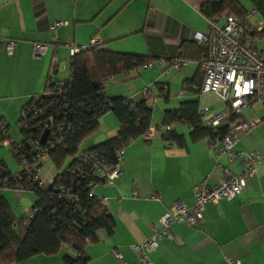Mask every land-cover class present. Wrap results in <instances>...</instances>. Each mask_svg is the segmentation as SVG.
I'll return each instance as SVG.
<instances>
[{"label": "crops", "instance_id": "1", "mask_svg": "<svg viewBox=\"0 0 264 264\" xmlns=\"http://www.w3.org/2000/svg\"><path fill=\"white\" fill-rule=\"evenodd\" d=\"M205 1L216 0H0V126H5L9 143L20 141L15 124L25 101L45 89L51 74L52 79L63 80L67 73L60 77L58 71L68 72L70 55L93 38L112 51L143 54L154 61L137 73L113 75L103 85L107 97L122 96L133 103L143 100L141 90L147 88L150 126H159L163 113L178 109L183 102L195 101L198 109L207 107L209 112L224 111L225 104L217 95L200 93L202 74L197 61L202 49L191 37L208 26V18L199 10ZM237 1L248 14L249 27L263 21L258 12L259 19L252 22L251 15L257 11L250 0ZM54 21L61 23L49 29ZM5 37L16 39L9 54ZM33 42L45 44L38 56L31 54ZM257 48L264 51V40ZM176 55L188 62L171 67L168 59ZM159 57L165 59L164 64L157 62ZM185 82L189 84L183 88ZM241 114L262 117L264 106L250 102L241 108ZM117 126L111 112L103 113L96 131L84 141L95 135L100 138L86 146L83 141L80 149L112 137ZM170 129L183 138L181 147L162 141L160 131L146 141L135 137L123 147L120 174L113 185L92 188L111 215L113 228L111 234L98 230L97 240L85 246L86 264H117L111 250L135 263L137 257L130 246L145 240L151 227L161 229L159 220L174 202L189 204L194 184L202 179L210 185L218 182L221 170L205 140L192 141L189 125ZM232 151L263 153L264 122L249 134L239 133ZM220 164L238 171L236 160L229 163L222 157ZM0 165L10 174L18 172L10 145L0 144ZM39 173L43 185H49L56 170L47 157ZM1 195L18 219L36 201L31 191L3 189ZM169 232L170 238H161L146 253L151 263L227 264L226 259L231 258L239 264H264V165H258L255 174L245 179L239 195L216 204L207 202L201 219L191 226L173 223ZM62 254L34 255L17 264H66Z\"/></svg>", "mask_w": 264, "mask_h": 264}, {"label": "trees", "instance_id": "2", "mask_svg": "<svg viewBox=\"0 0 264 264\" xmlns=\"http://www.w3.org/2000/svg\"><path fill=\"white\" fill-rule=\"evenodd\" d=\"M250 2L263 19L261 29L251 33L261 37L264 35V0ZM199 10L208 19L236 15L244 19V29L252 28L247 24L245 9L237 0L205 1ZM150 60L151 57L147 55L112 51L99 44L79 48L70 55L69 69L63 80L52 79V74L47 78L43 92L52 91L50 98L38 93L30 96L22 105L21 109L34 106L42 108V113L30 119L29 130L21 134L18 142L26 155L23 159L29 163L33 162V154L29 151L26 138L40 140L46 132L42 144H49L50 128L44 127L49 116L52 115L53 128L60 124L68 127L61 132V141L47 152L46 157L56 170L51 183L46 186L33 184L29 176L21 175L23 187L28 189V184H33L30 190L36 196L31 207L35 212L27 226H23L21 220L15 217L0 191V264H17L34 255L58 252H63L62 260L66 264H86L84 248L97 240V231L102 229L108 234L112 233L111 215L93 194L87 195L89 188L86 179L72 172L70 166L77 164L75 154L86 151H99L100 157L111 161L116 149L148 129L151 110L145 100L133 103L122 96L107 97L100 81L116 74L129 73L132 68ZM54 84L59 89L54 90ZM187 84L183 83V88ZM105 111L111 112L117 120L115 134L94 146L80 149L81 143L96 131L98 120ZM180 124L192 127V141L210 136L212 132L201 125L195 101L183 102L178 109L163 113L160 126L169 129L160 131V139L181 147L184 144L183 138L170 129ZM4 128L0 126V144L8 139ZM218 130L221 135L227 131L225 127ZM10 150L18 163H21L12 147ZM35 162L40 167L43 160ZM5 176L10 180V173L0 165V178ZM8 184H12V181H8ZM67 194L75 195L77 200L65 197Z\"/></svg>", "mask_w": 264, "mask_h": 264}, {"label": "built area", "instance_id": "3", "mask_svg": "<svg viewBox=\"0 0 264 264\" xmlns=\"http://www.w3.org/2000/svg\"><path fill=\"white\" fill-rule=\"evenodd\" d=\"M247 16L248 14L245 18ZM60 23L61 21H54L48 28L52 29ZM243 23L244 19L233 14L215 17L208 19V26L205 31H194L191 37L202 49V56L197 61L202 74L200 93H214L225 104V109L222 112H209L207 107L198 109L201 125L212 130L211 135H206L203 139L212 150L215 165L221 170L218 182L210 185L205 179H202L194 184L189 204L182 201L174 202L159 220L161 229L151 227L145 240L130 246L137 257L135 263L124 261L117 251L111 250V255L117 264H153L147 258L146 253L151 252L161 238H170L169 228L171 224L183 223L191 226L196 220L201 219L204 204L207 202L216 204L220 199H231L239 195L245 179L255 174L258 165H264V152L232 151L238 142L239 133L249 134L258 123L264 122V115L262 117L244 118L241 114V108L250 102L264 106V51L256 47L258 38L251 33L253 30H260L263 21L251 29H244ZM98 42L97 38H93L79 48L98 44ZM15 46L16 39L5 37L4 48L8 54L13 51ZM44 50V43L33 42L31 45V54L34 56L40 55ZM168 60L170 66L174 68H180L188 62L187 59L177 55ZM157 62L164 64L165 59L159 57ZM153 63L154 61L150 60L141 66L134 67L131 73H137L140 67H150ZM109 78L102 79L100 83L104 85ZM53 88L54 90L59 89L57 84H54ZM141 93L145 101L150 97L147 88H143ZM162 93L164 95L165 91L163 90ZM40 95H48L50 98L52 91H48V93L42 91ZM40 113H42V108L35 106L31 109H20L15 124L20 138L23 132L29 130L30 119L36 118ZM51 121L52 115L44 123L45 128H50L49 144L43 145L40 140L32 137L26 138L29 151L33 154V162L31 163L23 159L26 155L20 143H9L8 139L1 142L2 145H10L22 162L19 163L18 172L10 174V180H8V176L0 178V185L2 186L0 191L3 189L31 191L34 183L43 184L39 173L41 166L37 167L35 161L46 158L49 148L61 141V132L68 127L65 124H60L53 128ZM221 127L227 129L222 135L218 133V129ZM163 129L168 130L169 127L149 126L141 134V137L144 141L150 140L156 131ZM123 147L124 145L115 150L111 161H106L100 157L99 151L75 154L77 164H72L70 170L86 179V185L89 188L88 196L93 194L92 188L98 184L113 185L114 179L120 174ZM222 157H225L229 163L236 160L238 171L234 172L227 165H221L220 158ZM22 174L29 176L33 182V184H28V189L22 185ZM8 181H12V184H8ZM65 197L73 199L72 201L77 200L75 195L67 194ZM154 198L157 199V196ZM34 212L35 210L32 208L24 211L20 218L23 226L29 224ZM226 263L239 264L237 260L231 258H227Z\"/></svg>", "mask_w": 264, "mask_h": 264}, {"label": "rangeland", "instance_id": "4", "mask_svg": "<svg viewBox=\"0 0 264 264\" xmlns=\"http://www.w3.org/2000/svg\"><path fill=\"white\" fill-rule=\"evenodd\" d=\"M259 17H260V15H259V13L258 12H254L252 15H251V20H252V22L254 23H256V21L259 19ZM250 20V21H251ZM254 23V24H255ZM258 39H257V42H256V45H257V47H261L262 46V42H263V40H264V35L263 36H261V37H257ZM66 73H67V69H62V70H59L58 71V75L61 77V75H66ZM67 76V75H66ZM98 138H100V137H98L97 135H95L92 139H87L86 141H84V143L82 144L83 146H86V145H88V144H90L91 143V141L93 142V141H95L96 139H98ZM90 141V142H89ZM45 167L47 166V162H45Z\"/></svg>", "mask_w": 264, "mask_h": 264}, {"label": "water", "instance_id": "5", "mask_svg": "<svg viewBox=\"0 0 264 264\" xmlns=\"http://www.w3.org/2000/svg\"><path fill=\"white\" fill-rule=\"evenodd\" d=\"M45 133H46V132H44V133L42 134V136H41V138H40V142H43V140H44V136H45Z\"/></svg>", "mask_w": 264, "mask_h": 264}]
</instances>
